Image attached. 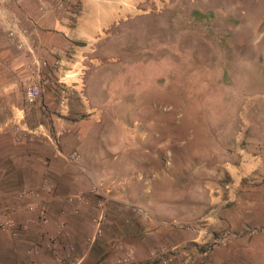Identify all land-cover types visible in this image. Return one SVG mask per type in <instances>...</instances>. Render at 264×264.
<instances>
[{
	"label": "rangeland",
	"instance_id": "obj_1",
	"mask_svg": "<svg viewBox=\"0 0 264 264\" xmlns=\"http://www.w3.org/2000/svg\"><path fill=\"white\" fill-rule=\"evenodd\" d=\"M58 2L80 16L82 0H0V70L12 78L0 85V219L37 233L24 264L202 262L237 238L264 251V0H84V95L69 81L66 107L55 89L27 105L18 75L20 59L39 58L33 28L56 32L50 13L78 19ZM19 29L24 49L8 35ZM81 121L86 157L99 134L102 172L59 152ZM49 153L68 188L24 183Z\"/></svg>",
	"mask_w": 264,
	"mask_h": 264
},
{
	"label": "crops",
	"instance_id": "obj_2",
	"mask_svg": "<svg viewBox=\"0 0 264 264\" xmlns=\"http://www.w3.org/2000/svg\"><path fill=\"white\" fill-rule=\"evenodd\" d=\"M50 15L51 16L47 22L48 23L47 27L55 29L56 32H44L40 28H36V29L33 28V33L35 34L36 38H38L40 43V48L38 50V55H39L38 57L40 59H47L51 61L53 59L54 53H57L59 55L70 54L72 56V59H70L69 57L65 59L68 68V71L66 72V76H65V81L66 82L73 81L71 82V84H75L74 87L78 89L79 87H81L82 95H84V0H82L81 2L80 16L75 21L73 26L67 25V21L60 20L58 17H56V15H53V13H50ZM7 28L8 27H6V29ZM4 46L5 49L3 48ZM6 50L7 47L5 43L3 44V42L0 40V69L3 67L2 65L3 63L7 64L9 61V59H7L8 56ZM30 61H31L30 57H27V59L25 58L20 59V62H22L24 66L30 64ZM70 68L71 70H69ZM5 78H6L5 75L0 70V85L6 83L4 86L10 87L9 82L12 78H8V77H7L8 79ZM82 108H84V100H83ZM78 125L80 128L79 133L67 135L64 139L65 146L62 147V150L59 152L65 155L76 150L83 156L84 162L81 165L82 168L79 167V170H76L79 173L82 172L83 174H87V173H97L98 171L102 172L104 169L103 166H105L106 164L101 163L100 160V155L102 154L103 151L101 150L100 144L98 145L97 143L99 142V134H93L92 140H94L95 143L93 144L90 150L91 154L87 153L88 156L86 157V155L84 154L86 150H88L87 149L88 146H85L84 148V132L82 133L81 131L82 127H84V123H82L81 121L78 123ZM43 158L44 160L45 158H48L49 162L47 163V161L46 162L43 161ZM53 158L56 157H54L53 155L51 156L50 153L46 154V156H42V159H40L41 162L37 163L40 166L41 170H36L34 168L32 169L38 175L33 174V177H31L30 175L29 177L28 176L25 177L26 179L30 178L31 181L30 180L25 181L26 180L25 178H23V180L19 179L18 181H22V182L25 181L24 183L30 182L29 187L32 186L33 188H39V187L50 188V187H54V185L56 186V188H60V189L68 188L67 185L68 182L66 180L65 181L60 180L59 177L56 175V172L52 171L51 164L56 161V160L54 161ZM24 159H28L30 161V157L28 156H24ZM26 171L27 169H25L24 172ZM118 171L119 170H116V172ZM43 177L46 178L47 180H45ZM87 177L88 176H85L84 178L87 179ZM91 178L94 179V176H91ZM52 182L54 183V185L52 184ZM0 183L6 185V182L1 179H0ZM19 185L21 186V184ZM77 186L78 185H76L75 188L78 189ZM159 187L164 188L167 187V185H160ZM137 197L140 200L143 199L144 201L147 202L153 201L150 198L147 197L143 198L141 196H136L135 198H133L132 201L137 200ZM130 198L132 199V197ZM119 201L123 202L125 201V199L121 196ZM50 204L52 206V202ZM58 207L61 208L62 204H60ZM54 215L56 216V214ZM120 215L123 216V214ZM80 218L81 219L76 220V222L78 223L79 226L78 228L81 229L84 228V222H83L84 216H80ZM60 219L61 218H57L55 221L51 219L50 222L51 225L49 228H54L55 222H57V220L59 221ZM72 221L74 220H68L67 226L71 238L72 237L74 238L75 236L74 234L76 233L72 229V227H74ZM35 222H38L36 218H35ZM25 227L26 229H28V225H26ZM32 228L31 230L28 229L29 232L15 239L13 238L10 239L9 237L3 235V232L0 233V264H24V262L28 260L26 256V249L28 246V242L37 237V233H35V230L34 229L32 230ZM78 232L79 233L77 235L80 237L79 245H82L80 247H84L85 239L87 235L84 234V232L81 230L80 231L78 230ZM187 241L190 242L191 240L190 241L182 240L181 242L186 243ZM97 245H95V247ZM185 264H264V251L259 245H256V242H252L250 244L247 243L246 240L237 238V239H232L231 241H226L224 243H221L213 247L202 262L194 259L191 262L190 261L185 262Z\"/></svg>",
	"mask_w": 264,
	"mask_h": 264
},
{
	"label": "built area",
	"instance_id": "obj_3",
	"mask_svg": "<svg viewBox=\"0 0 264 264\" xmlns=\"http://www.w3.org/2000/svg\"><path fill=\"white\" fill-rule=\"evenodd\" d=\"M52 9L63 11L71 19L79 17L78 10L66 7L65 4L60 2L54 3ZM17 34L15 31H11L8 35L12 41L17 43L18 49H24L27 44L26 39L29 36L28 31L19 29ZM29 53L31 52L29 51ZM67 70V62L62 58L61 54L54 53L51 61L32 56L30 64L26 65L18 75L24 81L25 103L33 106L39 102L45 90L55 89L57 90L56 94L60 106L66 107L70 94L69 84L65 81ZM40 218L43 222H47L45 214L41 213ZM24 228H19L14 219L8 217L0 219V231H8L12 237H16L20 231H24Z\"/></svg>",
	"mask_w": 264,
	"mask_h": 264
},
{
	"label": "bare ground",
	"instance_id": "obj_4",
	"mask_svg": "<svg viewBox=\"0 0 264 264\" xmlns=\"http://www.w3.org/2000/svg\"><path fill=\"white\" fill-rule=\"evenodd\" d=\"M46 218H47V222H48V217L46 216ZM41 221V223H44V224H46L47 222H43L42 220H40Z\"/></svg>",
	"mask_w": 264,
	"mask_h": 264
}]
</instances>
